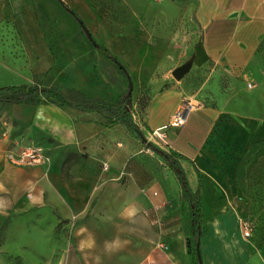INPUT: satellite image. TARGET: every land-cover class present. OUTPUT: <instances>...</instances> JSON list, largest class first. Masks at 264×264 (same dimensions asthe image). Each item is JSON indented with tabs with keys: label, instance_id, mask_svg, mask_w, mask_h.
<instances>
[{
	"label": "crops",
	"instance_id": "obj_1",
	"mask_svg": "<svg viewBox=\"0 0 264 264\" xmlns=\"http://www.w3.org/2000/svg\"><path fill=\"white\" fill-rule=\"evenodd\" d=\"M49 1L0 0V41L7 44L0 50L2 69L16 75L22 83L20 85L36 83L55 89L76 104L113 102L129 89L127 77L86 35L84 40L80 38L77 42L58 36L56 16ZM261 1L264 4V0ZM243 9L246 10V6ZM241 23L240 19L234 31L235 40L242 39L243 34L246 37L252 35L251 30H247L251 25L246 23L240 27ZM215 25L214 21L203 25L206 31L202 33L193 65L197 60H204L228 68L229 65H244L255 58L262 35L255 34L246 61L243 58L239 61L228 47L224 48L221 33H217ZM86 66L89 70L83 69ZM184 77L177 80L168 75L157 79L149 76L139 93V82L130 75L134 120L149 140L158 138L153 134L158 129L163 130L162 139L167 134L170 136L169 141L163 140L167 144L166 150L183 156L180 161L193 190L199 186L194 165L202 175L200 253L203 264H264V237H246L237 214L219 209L215 199L216 178L212 173L215 168L207 166L202 157L205 140L220 115L219 105H197L188 113L184 125L168 126L184 102L194 98ZM69 79L75 80L76 84L70 85ZM144 93L149 97L140 107L139 98ZM1 104L7 105L9 111L3 114L0 123V249L6 246L10 237L7 223L22 214L33 213L37 220H54L49 228L34 231L52 233L54 238L49 241L55 246V251L62 254L49 260H36L34 264H95L91 256L80 260L67 254L74 250H101L106 246L105 236H102L104 232H99L102 239L96 242L95 231L79 223L90 215L97 200L96 196L86 194L83 186L85 180L94 179V175L88 173L91 171L112 181H117L123 174H130L129 187L140 200L142 206L139 209L158 212L163 220L166 229L159 233L153 231L151 241L165 243L167 248L159 249L152 243L149 252L144 254L143 263H194L180 231L186 222L182 212L181 187L166 162L153 151L146 150L134 132L112 122L108 114L101 111L55 103ZM171 129L178 135L171 138ZM196 131L200 138L197 146L191 148L189 140L194 138ZM17 141L22 145L40 143L46 160L35 165L12 164L7 153L20 150L21 145ZM63 166L79 167L65 177ZM101 166H107V171H102ZM29 187L33 188V198L27 195ZM140 188H144L143 193L138 192ZM226 218H231V222H224ZM63 221L67 223L60 225ZM111 244L114 246L115 240ZM114 264L127 262L117 260ZM128 264H137V256Z\"/></svg>",
	"mask_w": 264,
	"mask_h": 264
},
{
	"label": "rangeland",
	"instance_id": "obj_2",
	"mask_svg": "<svg viewBox=\"0 0 264 264\" xmlns=\"http://www.w3.org/2000/svg\"><path fill=\"white\" fill-rule=\"evenodd\" d=\"M63 1L79 15L94 39L99 44L106 45L116 55L131 78L133 76L138 80L139 93L143 91L144 81L149 76L153 79L166 75L173 77L174 68L197 52L202 33L206 31L203 25L207 22H215L214 28L217 33H221L224 48L228 47L229 52H233L236 55L235 59L239 61L241 58L244 60L247 58L252 46L251 39L255 34L263 36L257 55L249 63L223 68L212 62L197 60L191 73L188 72L184 78H186V86L194 95L191 101L195 106L219 105L220 115L202 148V157L206 165L215 168L212 173L216 178L215 199L219 209L234 211L238 216L239 224L248 222L255 236L264 237V4L262 1ZM48 3L56 16L58 36L67 37L73 42L86 38L79 21L67 9L54 0ZM244 6L246 10L243 9ZM240 19L242 20L240 27L246 23L251 25L247 30H251L252 35L246 37L243 34L242 39L235 40L234 31ZM218 24L221 25L217 26ZM5 45H7L5 42L0 41V50H3ZM83 69L89 70L87 66ZM20 83L16 75L8 74V71L2 69L0 65V86L20 85ZM68 83L75 85L76 81L69 79ZM148 97L145 93L141 95L140 107L144 106ZM42 99L44 100L45 96ZM8 111L7 105L0 103V123L3 114ZM138 118L140 115L137 116ZM170 133L171 138L178 135L173 129ZM193 136L194 138L189 140L191 148L197 146L200 133L196 131ZM158 138L150 141L166 150L167 144L163 140L169 141L170 136L167 134L163 139L160 138L161 141H158ZM78 167L63 166V175L69 176L70 172ZM101 168L102 171H107V166ZM88 173L94 175V179L85 180L83 186L86 194L96 196L97 200L90 215L79 220V223L95 231L96 242H101L102 236H105L106 246L96 251H68L69 257L81 260L91 256L95 264H114L117 260L128 264L137 256V264H145L144 254L149 252L152 243L159 249L167 248L165 243L151 241L153 231L159 233L166 229V226L158 212L148 208L145 211L139 209L142 206L140 200L129 187L130 174H123L117 181H112L107 177L103 179L102 176L91 171ZM138 192L143 193L144 188H140ZM182 208L186 222L180 231L188 255L196 261L198 252L194 253L189 213L186 207ZM231 220L226 218L224 222ZM51 221L54 220L50 218L37 220L33 213L12 218L7 223L9 240L6 246L0 249V264H34L33 262L39 259L44 261L61 256L62 254L56 252L55 246L49 241L54 238L52 233L41 234L34 231V229L39 231L49 228ZM66 223L67 221H63L60 225ZM99 232H104V235H99ZM85 237L88 239V236ZM65 238L67 240L68 235ZM114 240L116 244L113 246L111 243Z\"/></svg>",
	"mask_w": 264,
	"mask_h": 264
},
{
	"label": "trees",
	"instance_id": "obj_3",
	"mask_svg": "<svg viewBox=\"0 0 264 264\" xmlns=\"http://www.w3.org/2000/svg\"><path fill=\"white\" fill-rule=\"evenodd\" d=\"M65 9H67L78 21L79 25L83 31L85 23L80 19L79 15L73 11L63 0H57ZM81 21V22H80ZM84 33V31H83ZM93 37V36H92ZM93 44L95 47L99 48L102 53L114 61L117 66L122 70L125 76L128 79V82H131L130 75L127 69L124 67L122 62L114 55L104 44H99L93 37ZM5 92V93H2ZM42 95L45 96V99H42ZM131 101H132V92L127 89V91L120 94L113 102H99V103H73L69 101L64 95L52 88H47L39 86L38 84L31 85H12V86H3L0 87V103L5 104H14V103H55L59 106H71L84 110L92 111H101L108 114L112 122L122 124L127 130L134 132L137 137L143 142L146 150L153 151L159 155L167 164L169 169L175 175L179 186L181 187V200L183 206L186 207L189 213L190 219V233L192 241L194 243V253L197 251V243L200 244V239L203 234L202 226V207L200 200V182L202 175L198 170L197 166L194 165L195 169L198 172L199 186L193 190L190 186L189 179L187 177L186 171L182 166L180 159L183 157L178 152H168L159 148L152 141H150L143 133L139 125L134 120V117L131 112ZM158 141H161L158 138ZM254 232L252 230V235ZM263 238V237H260ZM200 248V246H199ZM202 260V256H201ZM194 264H199V258L197 256L196 261L193 258ZM203 264V261H202Z\"/></svg>",
	"mask_w": 264,
	"mask_h": 264
},
{
	"label": "built area",
	"instance_id": "obj_4",
	"mask_svg": "<svg viewBox=\"0 0 264 264\" xmlns=\"http://www.w3.org/2000/svg\"><path fill=\"white\" fill-rule=\"evenodd\" d=\"M195 107V104L191 101H185L183 106L173 115L172 120L168 126L179 127L185 124L187 120L188 113ZM165 126L164 128L168 127ZM156 137H163V130L158 129L153 132ZM17 144H20V150L18 152L9 151L7 153V159L14 165L26 166V165H35L41 164L46 160L44 153V148L40 143L37 144H28L22 145L20 141H17ZM27 195L29 198H33V189L29 188ZM241 226L244 230L245 236L250 237L252 235V229L248 222L244 221L241 223Z\"/></svg>",
	"mask_w": 264,
	"mask_h": 264
},
{
	"label": "water",
	"instance_id": "obj_5",
	"mask_svg": "<svg viewBox=\"0 0 264 264\" xmlns=\"http://www.w3.org/2000/svg\"><path fill=\"white\" fill-rule=\"evenodd\" d=\"M83 31H84L85 35L87 36V38L93 43L92 34L90 33V31L88 30V28L85 25L83 27ZM93 44H95V43H93ZM194 59H195V54H193L186 62H184L183 64L177 66L172 71L173 77L175 79H177V80H181L191 70V68L193 66V63H194ZM132 90H133V84H132V82H129V91L132 92ZM199 246H200V244L197 243L198 258H199L200 264H202L201 253H200Z\"/></svg>",
	"mask_w": 264,
	"mask_h": 264
}]
</instances>
